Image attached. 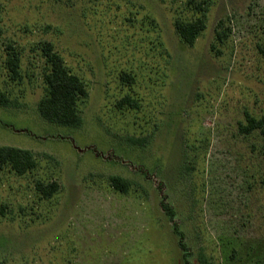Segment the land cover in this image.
<instances>
[{
	"label": "rangeland",
	"instance_id": "1",
	"mask_svg": "<svg viewBox=\"0 0 264 264\" xmlns=\"http://www.w3.org/2000/svg\"><path fill=\"white\" fill-rule=\"evenodd\" d=\"M191 3L0 0V146L37 158L25 176L0 169V264H264V139L239 130L264 117V0ZM199 4L207 28L188 46L175 22ZM44 42L86 83L79 128L39 113Z\"/></svg>",
	"mask_w": 264,
	"mask_h": 264
},
{
	"label": "trees",
	"instance_id": "2",
	"mask_svg": "<svg viewBox=\"0 0 264 264\" xmlns=\"http://www.w3.org/2000/svg\"><path fill=\"white\" fill-rule=\"evenodd\" d=\"M193 0H189L190 4ZM202 5H197V10L201 16L193 21L177 20L175 22V30L181 41L193 46L201 34L207 28V18ZM222 24V23H221ZM222 26V25H220ZM228 36L225 30L216 31V39L223 43ZM42 53L47 60L49 70L45 74V83L47 92L44 98L38 103V110L42 118L45 120L63 126L79 128L83 125V117L81 116L79 106L89 96V91L84 80L77 74L70 71L64 58L55 50L51 42H44L42 45ZM8 68L12 73L13 79L20 78V58L14 54L8 59ZM123 82L128 84L134 83V77L127 73H122L120 76ZM0 105L8 106L9 100L3 93H0ZM118 107H127L133 110L139 109L140 105L129 96L122 98ZM239 130L242 134L249 135L252 132L260 131L264 139V117H256L248 112L245 113V122L240 124ZM143 140L136 139V145L143 144ZM9 166L18 176H25L32 172L37 167V158L33 151L21 149L12 146H0V169ZM110 183L112 187L121 193H128L131 188V182L120 176H111ZM37 192L44 198H52L59 189L55 182L45 183L37 181L35 183ZM168 214L173 217L174 211L167 204H162ZM6 213V206H0V216ZM183 240V235L181 234ZM184 248V243L181 245ZM186 264H190L186 262ZM253 264V263H252Z\"/></svg>",
	"mask_w": 264,
	"mask_h": 264
}]
</instances>
